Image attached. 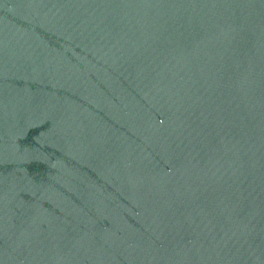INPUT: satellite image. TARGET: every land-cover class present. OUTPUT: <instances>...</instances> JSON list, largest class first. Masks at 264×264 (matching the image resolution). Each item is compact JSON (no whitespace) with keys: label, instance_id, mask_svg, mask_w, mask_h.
Listing matches in <instances>:
<instances>
[{"label":"water","instance_id":"water-1","mask_svg":"<svg viewBox=\"0 0 264 264\" xmlns=\"http://www.w3.org/2000/svg\"><path fill=\"white\" fill-rule=\"evenodd\" d=\"M0 264H264V0H0Z\"/></svg>","mask_w":264,"mask_h":264}]
</instances>
